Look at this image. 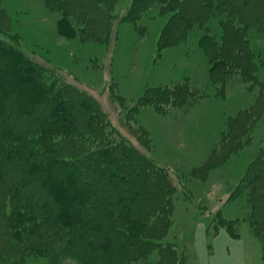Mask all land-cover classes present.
I'll list each match as a JSON object with an SVG mask.
<instances>
[{
    "label": "trees",
    "instance_id": "16d2710c",
    "mask_svg": "<svg viewBox=\"0 0 264 264\" xmlns=\"http://www.w3.org/2000/svg\"><path fill=\"white\" fill-rule=\"evenodd\" d=\"M43 1L60 9L59 29L69 37L77 34L70 29L71 16L96 13L98 18H82L84 35L87 23L94 26L107 13L101 0H73L78 9L69 12L71 0H57L58 6L55 0ZM155 7L170 14L161 36H169L172 44L206 27L200 46L212 64L213 81L240 74L264 95L259 77L264 57L255 47L256 34L264 33V0H134L125 17L136 23ZM216 17L220 29L212 32L208 22ZM59 81L0 34V264H25L29 256H65L81 264H175L170 255L149 262L154 249L177 251L173 243L161 242L173 211L170 181L159 187L165 168L114 137L107 115L100 119L86 92ZM186 91L191 90L185 80L169 81L146 88L140 99L157 105L172 98L178 104L176 97ZM143 177L157 188L142 186ZM231 194L230 202L245 199L248 213L230 219L220 208L215 224L239 238L246 223L261 240L264 255V156L252 160Z\"/></svg>",
    "mask_w": 264,
    "mask_h": 264
},
{
    "label": "rangeland",
    "instance_id": "374dc122",
    "mask_svg": "<svg viewBox=\"0 0 264 264\" xmlns=\"http://www.w3.org/2000/svg\"><path fill=\"white\" fill-rule=\"evenodd\" d=\"M133 1L101 0L107 13L94 26L87 23L84 35L82 18H98L96 13L71 16L70 29L77 34L69 37L59 29V8H50L43 0H0V11L6 14H0V34L47 67L58 82L86 92L99 107L100 119L107 115L104 119L114 137H123L165 168L159 187L170 181L173 211L161 242L173 243L177 251L161 254L154 249L149 262L170 255L175 264H240L224 258L225 228L217 227L214 215L220 208L230 219L248 213L245 199L230 202V197L252 160L264 156V95L240 74L224 81L211 79L212 64L200 46L204 25L172 44L169 36H161L170 14L155 7L133 23L125 17ZM77 6L73 2L68 12ZM219 20L208 22L212 32L220 29ZM92 32L105 37H89ZM255 47L264 57V33L256 34ZM259 77L264 79V62ZM177 80H185L191 90L175 96L178 104L172 98L157 105L140 99L146 88ZM232 129L236 131L230 133ZM150 182L141 179L142 186L156 189ZM240 230L249 264H264L261 240L246 223ZM25 264L81 263L65 256L57 260L29 256Z\"/></svg>",
    "mask_w": 264,
    "mask_h": 264
},
{
    "label": "crops",
    "instance_id": "0c3cea01",
    "mask_svg": "<svg viewBox=\"0 0 264 264\" xmlns=\"http://www.w3.org/2000/svg\"><path fill=\"white\" fill-rule=\"evenodd\" d=\"M223 235L225 241L223 246L224 258L227 260H238L240 264H249V254L247 250L248 247L245 239L243 237H232L225 229L223 231ZM225 264H232V262Z\"/></svg>",
    "mask_w": 264,
    "mask_h": 264
}]
</instances>
